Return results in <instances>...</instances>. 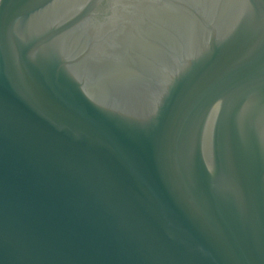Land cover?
I'll return each instance as SVG.
<instances>
[{"label":"water","instance_id":"water-1","mask_svg":"<svg viewBox=\"0 0 264 264\" xmlns=\"http://www.w3.org/2000/svg\"><path fill=\"white\" fill-rule=\"evenodd\" d=\"M0 264H264V0H0Z\"/></svg>","mask_w":264,"mask_h":264}]
</instances>
